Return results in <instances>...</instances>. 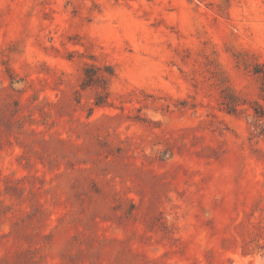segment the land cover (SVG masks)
<instances>
[{"label": "rangeland", "instance_id": "374dc122", "mask_svg": "<svg viewBox=\"0 0 264 264\" xmlns=\"http://www.w3.org/2000/svg\"><path fill=\"white\" fill-rule=\"evenodd\" d=\"M0 264H264V0H0Z\"/></svg>", "mask_w": 264, "mask_h": 264}, {"label": "trees", "instance_id": "16d2710c", "mask_svg": "<svg viewBox=\"0 0 264 264\" xmlns=\"http://www.w3.org/2000/svg\"><path fill=\"white\" fill-rule=\"evenodd\" d=\"M96 72H97V68L95 67H90L87 69L86 71V79H85V83L86 84H92L94 81L97 80V75H96ZM232 106H236V105H232Z\"/></svg>", "mask_w": 264, "mask_h": 264}]
</instances>
